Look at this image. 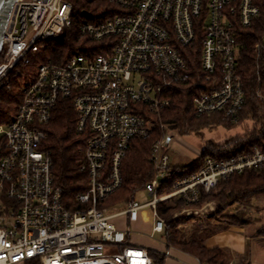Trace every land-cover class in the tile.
<instances>
[{
    "label": "built area",
    "instance_id": "1",
    "mask_svg": "<svg viewBox=\"0 0 264 264\" xmlns=\"http://www.w3.org/2000/svg\"><path fill=\"white\" fill-rule=\"evenodd\" d=\"M111 1L122 10L98 21L84 15L77 26L81 35L101 43V52L73 54L63 64L46 58L26 69L21 102L0 123V264L32 259L40 264H153L146 248L130 243V231L117 225L119 217L132 221L150 207L154 236L165 227L160 202L178 196L192 207L201 201L202 190L217 188L222 177L264 167V151L257 146L253 153L225 159L208 156L199 171L161 190L173 165L174 134L161 110L171 104L165 89L187 80L182 51L203 33V77L194 83L204 89L193 97L194 110L199 116L221 113L237 124L245 102L238 34L261 15L264 0ZM72 12L70 0H15L5 9L0 102L15 72L31 65L48 41L63 39L73 24ZM62 99L73 101L76 129L84 136L80 169L87 173L88 187L77 195L76 209L64 204L44 147V127ZM157 127L163 133L151 148L154 176L145 190L152 198L145 203L131 199L112 212L99 205L121 187L132 139L149 138Z\"/></svg>",
    "mask_w": 264,
    "mask_h": 264
},
{
    "label": "trees",
    "instance_id": "2",
    "mask_svg": "<svg viewBox=\"0 0 264 264\" xmlns=\"http://www.w3.org/2000/svg\"><path fill=\"white\" fill-rule=\"evenodd\" d=\"M73 6V24L65 29L62 40L48 41L47 49L34 54L31 65L21 66L20 74L15 72L11 88L2 89L0 102V123L7 122L16 112L22 98L21 85L27 79L26 69L33 68L37 62L51 58L57 63H65L69 57L88 50L101 52L99 41H92L81 35L77 29L79 16L83 11L91 12V20H104L122 9L111 0H70ZM199 32L194 43L182 51L187 60V80L167 87L165 93L171 104L161 110L163 121L179 133L203 134L204 129L219 126H241L247 120L259 124V130H250L244 135L227 138L223 142L209 140L200 158L189 164H173L169 176L163 181L161 190H171L179 178L193 175L199 171L205 158L225 159L239 153H253L255 146L264 151V8L253 23L239 30L238 34V70L242 76L245 92L244 107L237 124L226 123L221 113L199 116L193 106V97L204 88L194 82L203 77L201 70V39ZM108 40V39H105ZM1 59V54H0ZM35 68V67H34ZM28 71V70H26ZM17 74V75H16ZM78 115L71 99H62L57 104L51 120L44 129L47 138L44 147L52 159V170L56 184L63 188V202L70 209L79 207L77 195L88 187L87 173L80 169L83 158L84 136L76 129ZM253 128V127H252ZM163 129L155 128L149 138H134L122 163L123 183L121 187L99 205L111 208L124 206L129 200L145 190L154 176V165L150 160L153 142L162 135ZM215 200L214 215L219 221L208 226V232L216 233L232 224L251 222L249 214L258 204L264 202V167H246L222 177L217 190H202L201 204ZM188 205L182 198L173 203L158 204V213L165 219L163 238L169 246H175L197 257L206 264H229L230 254L221 247L209 248L203 236H185L184 229L178 227L182 217L174 216L183 206ZM196 225V224H195ZM195 230H199L198 227ZM264 235V226L258 229ZM153 264H164L166 255L158 250H148ZM26 264H40L39 259L29 260ZM239 264H251L242 258Z\"/></svg>",
    "mask_w": 264,
    "mask_h": 264
},
{
    "label": "crops",
    "instance_id": "3",
    "mask_svg": "<svg viewBox=\"0 0 264 264\" xmlns=\"http://www.w3.org/2000/svg\"><path fill=\"white\" fill-rule=\"evenodd\" d=\"M201 204H205V208L207 209H213V207H216V201H206L204 204ZM196 205H193V207ZM150 214L149 210H144L140 211L137 218L132 221H129L127 217H119L116 222L119 227L129 230V225L131 223H138L140 220L150 221L151 224L153 217L152 215L150 216ZM249 216H251V222L246 224H232L216 233H206L209 230L208 226L215 223V220H209L206 214H203L202 218H199L195 227L191 226L182 228L184 229L185 236H203L204 243L209 248L221 247L225 249L230 254L229 264H239L242 258H249L248 248L252 237H264V235L257 233L258 229L264 226V202L258 204V208H254L253 213ZM197 227L199 230H195ZM150 232L151 230L147 237L134 234L130 231L129 241L131 244L144 247L147 250L154 249L163 252L166 255L164 264H206L202 263L197 257L179 249L178 247L169 246L164 238L158 241L155 240L154 236L150 235Z\"/></svg>",
    "mask_w": 264,
    "mask_h": 264
},
{
    "label": "rangeland",
    "instance_id": "4",
    "mask_svg": "<svg viewBox=\"0 0 264 264\" xmlns=\"http://www.w3.org/2000/svg\"><path fill=\"white\" fill-rule=\"evenodd\" d=\"M78 18L86 19L85 16H79ZM224 121L226 123H230L229 120L224 119ZM230 124L233 125L232 123ZM259 127H260L259 124H257L256 122L247 120L241 126L227 127L223 125L214 129H204L203 134H197V133L182 134L179 133L177 129L172 128L174 129L173 141L170 145V154H171L172 163L177 165L189 164L202 156L203 150L209 140L212 139L218 142H223L227 138L237 135L242 136L244 134H247L252 129L259 130ZM145 190L140 191L136 196V199L141 203H145L152 198L150 193ZM215 190H217V188H215ZM176 199H179V197L175 196L164 202L171 204ZM207 201H215V200H207ZM205 202H203V204ZM125 207L126 205L117 208H110V211L111 212L117 211L120 209H124ZM186 207H189V205L183 206L181 209L175 211L174 213V216L182 217L180 219L181 223H179L178 227H191V226L195 227L196 226L195 224H197L199 218H202L203 214L204 215L206 214L209 220L214 219L215 220L214 222L219 221L218 220L219 217H217V215H214L215 207H213V209H207L206 211L203 210L199 211V209L202 207V204H198L195 207L193 206L189 207L192 210L191 213H187V211L184 210V208ZM149 209L150 207L145 208V210L147 211ZM252 213L253 211H251L249 215H251ZM129 230L134 234L144 235L148 237L149 231L151 230L150 221L140 220V222L138 223H131L129 225ZM154 239L157 241L163 239V233L162 232L156 233L154 235ZM248 257H249L248 259L251 261V264H264V237H257V236L252 237V239L250 240V246L248 248Z\"/></svg>",
    "mask_w": 264,
    "mask_h": 264
},
{
    "label": "water",
    "instance_id": "5",
    "mask_svg": "<svg viewBox=\"0 0 264 264\" xmlns=\"http://www.w3.org/2000/svg\"><path fill=\"white\" fill-rule=\"evenodd\" d=\"M13 1L15 0H0V19H1L2 13L5 11V9L8 6L12 4ZM82 14L88 17L92 16V13L88 11H83ZM0 25H1V20H0ZM2 49H3V41H2V36L0 34V53L2 52Z\"/></svg>",
    "mask_w": 264,
    "mask_h": 264
},
{
    "label": "bare ground",
    "instance_id": "6",
    "mask_svg": "<svg viewBox=\"0 0 264 264\" xmlns=\"http://www.w3.org/2000/svg\"><path fill=\"white\" fill-rule=\"evenodd\" d=\"M1 54V53H0Z\"/></svg>",
    "mask_w": 264,
    "mask_h": 264
}]
</instances>
